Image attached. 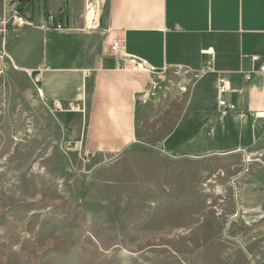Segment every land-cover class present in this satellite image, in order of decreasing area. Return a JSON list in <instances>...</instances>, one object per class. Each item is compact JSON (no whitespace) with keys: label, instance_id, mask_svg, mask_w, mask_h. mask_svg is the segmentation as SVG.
<instances>
[{"label":"crops","instance_id":"crops-1","mask_svg":"<svg viewBox=\"0 0 264 264\" xmlns=\"http://www.w3.org/2000/svg\"><path fill=\"white\" fill-rule=\"evenodd\" d=\"M28 6L31 27L10 26L3 51L13 70L39 76L34 88L49 108L85 107L55 117L63 141L74 152H89L90 163L97 160L89 171L115 156L130 157L140 172L148 157L154 165L165 156L241 162L264 153V121L255 117L264 111V73L258 72L264 0H29ZM114 43L154 77L124 69ZM206 65L213 72L192 81L189 74ZM177 73L181 78H173ZM217 75L229 83L220 97ZM151 78L162 90L151 92ZM219 98L234 110L219 108ZM254 182L247 185L262 181ZM249 204L264 205V194Z\"/></svg>","mask_w":264,"mask_h":264},{"label":"rangeland","instance_id":"rangeland-1","mask_svg":"<svg viewBox=\"0 0 264 264\" xmlns=\"http://www.w3.org/2000/svg\"><path fill=\"white\" fill-rule=\"evenodd\" d=\"M1 43L0 264H264V153L89 171Z\"/></svg>","mask_w":264,"mask_h":264},{"label":"built area","instance_id":"built-area-1","mask_svg":"<svg viewBox=\"0 0 264 264\" xmlns=\"http://www.w3.org/2000/svg\"><path fill=\"white\" fill-rule=\"evenodd\" d=\"M29 0H2V11H4V14L0 16V37H1V48H2V54L3 57L5 55L3 51V39L6 37V35L9 33L10 26L12 27H31V23L29 22L30 19V11L28 6ZM45 29H49L50 27H44ZM59 29V27H56ZM111 51L117 55L120 56L122 59L123 67L124 69L129 68L132 70H139L144 73H148L151 76L154 77V74H156L153 69H151L145 62L140 61L134 57H127L122 55V46L119 43H114L111 47ZM252 61H256V57L251 58ZM181 71L180 69H177ZM213 72V69L210 65L204 66L201 70H199L196 73L189 74L192 81L199 80L201 77H203L205 74ZM258 72L264 73V66L260 67ZM184 74L188 75V71H183ZM254 74V71L248 72L244 75L245 81H249ZM218 82H217V94L220 97L221 95L225 94L229 91V83L228 81L222 79L220 76L217 75ZM39 76L33 77V85L38 83ZM149 86L151 88V92L160 91L162 90L159 79L158 78H151ZM179 90H184L183 87H179ZM218 107L232 111L234 110V107L232 105H228L224 100L220 99L218 100ZM54 109L56 111H66V112H72V113H84L85 107L80 104L75 103H69L67 108L62 110L57 103H54ZM256 118L261 119L264 121V111H258L255 115ZM70 146V145H69ZM83 157L87 160H89V152H83L81 153Z\"/></svg>","mask_w":264,"mask_h":264}]
</instances>
